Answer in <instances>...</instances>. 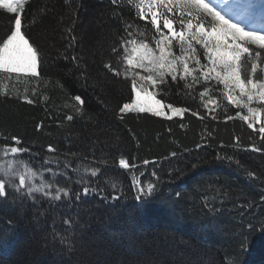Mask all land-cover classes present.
Returning <instances> with one entry per match:
<instances>
[{
  "label": "trees",
  "instance_id": "trees-1",
  "mask_svg": "<svg viewBox=\"0 0 264 264\" xmlns=\"http://www.w3.org/2000/svg\"><path fill=\"white\" fill-rule=\"evenodd\" d=\"M121 3L120 7L113 6L111 0H29L26 4L25 26L39 9H47L40 22L31 26L29 39L48 60L40 81L13 77L0 83V136H18L23 147L30 149L23 158L36 169L55 155L49 153V145L61 154L84 153L89 160L94 148L95 159L106 164L91 165L101 167L102 174L86 178L92 187L99 184L102 193L90 192L79 201L65 198L50 208L49 202L43 201V208L49 209V217L55 219L57 230L63 234L72 232L65 231L62 223L67 217L77 225H87L82 233V253L54 256L50 249L42 248L41 232L32 223V204L25 201L23 209L13 205L10 201L15 194L9 190L8 198L0 199V264H78L81 259L91 264H232L235 256L242 264H264V231H256L264 226V139L258 131L260 125L250 129L239 118L226 120L225 115L235 117L237 109L218 92L212 95L220 99L221 107L211 104L214 111L209 113L201 105L199 86L185 95L178 94L175 85L170 91L164 89L166 97L157 98L198 110L199 116L188 112L169 120L128 113L120 120L115 113L127 102L130 84L106 73L114 82L104 91L93 86L94 80L102 79L98 73L105 71L102 59L109 58L108 46L124 34L120 18L113 13L145 27L126 0ZM74 16L78 18L74 34L80 39L74 48H67L68 40L62 37ZM12 19V14L0 9V38L5 37ZM97 40L102 41V48L96 47ZM73 55L84 57L87 81L79 78L83 69L76 67ZM25 95L33 103H27ZM75 95L85 101L82 116L75 113ZM67 115L74 119L67 121ZM116 137L118 146L105 144V140ZM97 139L100 142L93 145ZM3 143L0 140V145ZM121 154L135 165L131 172L119 167ZM145 160L149 163L144 164ZM60 161L62 167V155ZM77 163L73 161L72 167ZM46 167L55 170L57 165L49 163ZM249 172L255 175L249 177ZM133 174L157 183L159 191L146 203L138 205L134 200ZM68 175L73 181L78 179L71 170ZM45 177L49 178L47 172ZM113 177L122 182L116 194L123 195L119 201L103 200L102 195L113 194L105 183L106 178ZM63 181L60 176L62 186L81 192L79 184ZM248 225L253 232H247ZM243 235L250 237L246 252L239 251Z\"/></svg>",
  "mask_w": 264,
  "mask_h": 264
},
{
  "label": "snow or ice",
  "instance_id": "snow-or-ice-1",
  "mask_svg": "<svg viewBox=\"0 0 264 264\" xmlns=\"http://www.w3.org/2000/svg\"><path fill=\"white\" fill-rule=\"evenodd\" d=\"M28 2L29 0H0V9L13 15L8 32L5 37L0 38V83L4 78L13 77L35 81L42 79L41 74L48 58L35 41L30 42L29 36L31 26L40 22V17L47 9H39L25 26L23 13ZM111 4L122 6L121 0H111ZM126 4L134 11L136 19L145 22V27L141 28L133 20L124 19L120 13H113L114 17L120 18L124 34L116 36V42L108 46L109 58L106 61L102 59L105 71L98 73L102 79L93 82L94 87L99 86L104 91L106 86L114 82L107 78L106 73H111L114 78L122 77L126 84H130L127 102L119 106L115 113L117 118L123 120L128 113H147L169 120L183 117L188 112L199 116L198 110L178 107L157 98L166 97L164 89L168 88L170 91L173 85L178 94L185 95L199 86L202 90L198 95L205 110L213 112L209 107L211 104L216 108L221 107L220 99L212 95L213 92H218L220 98L237 109L235 117L225 115V119L239 118L250 129H254L259 122L258 131L264 139V0H126ZM77 19L74 16L71 24L64 29L66 35L62 39L68 40L67 48H74L80 39L74 34ZM96 47L102 48L101 40L96 41ZM58 55L68 59L65 53ZM71 59L76 67L83 69L79 78L87 81V68L82 63L84 57L73 55ZM60 87L63 88V85L60 84ZM32 94H36V88L32 89ZM23 99L29 104L33 103L27 95ZM72 99L78 105L75 108L76 115L82 116L85 101L81 95H75ZM224 111L227 113V108ZM65 119L72 121L74 117L67 115ZM93 135L98 136V133ZM0 140L4 141L0 145V199L6 200L11 190L15 195L10 203L19 204L21 209L24 208L25 201L32 204V223L41 232L40 246L50 249L54 256L82 253L85 248L82 233L87 225H77L71 217H67L62 223L66 226L65 231L72 232L70 235L63 234L57 230L55 219L49 217V209L43 208V201L49 202L50 208L53 202H60L65 198L74 197L79 201L82 195L86 197L90 192L102 193L99 184L92 187L91 181L86 178L100 176L102 168L91 165L106 164V161L95 159L94 148L89 153L92 156L89 160L84 153L69 151L61 154L57 148L49 145V153L55 155L46 158L40 169H36L31 166L29 159L23 158L30 154V149L23 147L18 136H0ZM99 142L97 139L93 141V145ZM110 143L118 146L119 137L114 141L105 140L106 145ZM73 161H78L75 168L72 167ZM49 163L56 164L57 168L54 170L46 167ZM148 163L147 160L144 161V164ZM118 164L121 169L129 172L135 168L122 154ZM69 170L78 176L77 180H72L68 175ZM46 172L49 178L45 177ZM152 175L155 176V172ZM248 175L253 177L255 174L249 172ZM60 176L64 177V184H79L81 192H74L70 186H62L58 182ZM130 180L135 192L134 200L138 205L146 203L159 191L157 183L143 180L142 175L133 174ZM105 183L111 187L113 194L102 195L101 198L119 201L123 193L116 192L122 187V182L113 177L111 180L106 178ZM205 206H208L207 202ZM49 219L51 224H48ZM77 228L78 232L75 231ZM256 231H264V226ZM247 232H253L251 225L247 226ZM249 243L250 237L243 235L239 251L246 252ZM78 264L91 262L81 259ZM232 264H242V261L235 256Z\"/></svg>",
  "mask_w": 264,
  "mask_h": 264
},
{
  "label": "rangeland",
  "instance_id": "rangeland-1",
  "mask_svg": "<svg viewBox=\"0 0 264 264\" xmlns=\"http://www.w3.org/2000/svg\"><path fill=\"white\" fill-rule=\"evenodd\" d=\"M178 107H179V106H178ZM169 114H171V113H169ZM256 125H260V123H259V122H257V123H256Z\"/></svg>",
  "mask_w": 264,
  "mask_h": 264
}]
</instances>
